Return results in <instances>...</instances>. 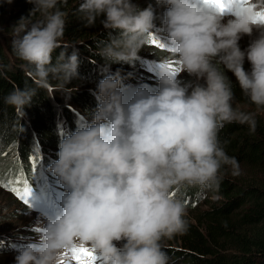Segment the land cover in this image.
Returning a JSON list of instances; mask_svg holds the SVG:
<instances>
[{"label": "clouds", "instance_id": "1", "mask_svg": "<svg viewBox=\"0 0 264 264\" xmlns=\"http://www.w3.org/2000/svg\"><path fill=\"white\" fill-rule=\"evenodd\" d=\"M29 2L35 5L32 13L43 18L15 27L12 50L40 85L51 74L64 87L79 65L76 50L62 51L63 62L52 64V53L62 46L66 13L57 8L60 0ZM156 5L165 9L158 29L151 4L144 9L133 0L79 4L86 26L103 16V27L119 33L110 32L98 49L105 60L133 64L156 29L166 34L170 58L193 79L179 80L169 58L157 64L155 90L129 91L119 71L104 75L94 93L93 120L60 141L58 159L49 166L67 190L62 206L38 224L35 242L19 247L16 264H60L67 250L80 245L94 249L99 264H168L161 242L188 228L182 192L218 189L224 165L240 175L239 162L225 152L218 133L233 122L255 132L256 120L233 107L232 82L221 66L233 73L250 103L264 109V23L254 22L264 12V0L234 4L226 23V13L203 0H156ZM254 31L258 35L241 50L240 39ZM245 58L250 71L243 67ZM34 94L16 88L5 99L25 115Z\"/></svg>", "mask_w": 264, "mask_h": 264}, {"label": "trees", "instance_id": "2", "mask_svg": "<svg viewBox=\"0 0 264 264\" xmlns=\"http://www.w3.org/2000/svg\"><path fill=\"white\" fill-rule=\"evenodd\" d=\"M81 2L60 0L57 4V8L66 13V25L62 46L52 53V64L63 62L59 60L62 51L70 55L76 50L79 60L78 75L63 87L64 81L51 74L48 83L40 85L31 77L27 62L20 60L12 50L11 35L15 27L19 23L30 27L38 21L40 13H32L35 5L29 0H12L17 11L7 15L8 2L0 0V194L10 200H13L12 195L17 198L9 190L10 186L20 187L25 179L29 187L34 183L30 167L33 161L40 166L37 159L44 157L48 168L47 160H53L48 156L59 151L60 141L81 126V119L93 120L97 107L94 93L104 75L119 71L122 86H138L148 77L144 72L154 65L155 59H166L161 55L164 48L151 45L149 35L138 53L139 59L133 64L105 60L97 54L98 49L109 40L110 32L112 36L119 33L103 27V16L97 18L94 25L86 26L82 14L77 11ZM137 6L142 9L141 5ZM164 10L155 11L156 29L161 27ZM156 29L151 35L167 43L166 35ZM221 68L232 82L233 107L255 115V132H251L247 124L235 122L226 124L219 131L220 144L239 162L240 175L233 176L231 166L224 165L218 189L202 191L189 187L182 192L186 207H192L199 194L209 198L204 199L206 206L196 214L195 221H187L186 232L178 234L168 245L162 243L169 257L168 264H264V109H257L250 103L233 73L223 65ZM180 80L187 82L185 78L180 77ZM16 88L35 92L31 103L24 108L25 115L6 103L5 98ZM64 101L74 106L73 109ZM66 126L67 130L64 129ZM14 170L21 179L13 176ZM10 172L12 175L8 179ZM189 200H192L191 204H188ZM5 242L3 240L4 246L0 245V252L3 251L1 248L18 247L15 242Z\"/></svg>", "mask_w": 264, "mask_h": 264}, {"label": "rangeland", "instance_id": "3", "mask_svg": "<svg viewBox=\"0 0 264 264\" xmlns=\"http://www.w3.org/2000/svg\"><path fill=\"white\" fill-rule=\"evenodd\" d=\"M133 3H135L136 5H141L142 9L148 7V5L151 4L154 8V11L161 9V8H164L163 6H157L156 0H133ZM6 9L8 12L7 15H9L10 13H14L17 11V6H14V3L11 2V3L7 4ZM42 18L43 17L40 14V16L37 20L39 21ZM228 18H231V13H226L225 20H224L225 23L227 22ZM15 30H14L13 34L11 35L12 36L11 38L14 37ZM1 31L2 30H0V32ZM256 35H258V33H256L254 31L252 37L243 36L239 41V46H240L241 50L246 49L250 40L252 38H254ZM3 37H4V35H3ZM3 37H1V38L4 40ZM158 37L161 38V35L158 34ZM164 50H165V52H162L161 55H163L166 58H168V57L170 58L171 54L168 51V49L164 48ZM159 61H161V60L155 59L154 62L158 63ZM169 64H170L172 69H175V68L181 69L180 65L176 62L175 59L170 58ZM243 66L247 67V69L251 68L250 63L247 61L246 58H245ZM144 73L147 74L148 77L146 79L144 78L140 82L141 85H138V86H140V87L141 86H149L152 89L153 88L155 89L158 86V80H157L156 75L149 70L145 71ZM179 73H180L178 76L179 80H180V77H181V79L185 78L187 82L193 79V77H190L186 72H182V69ZM201 83H203V81H201ZM64 103H67L70 106V108L73 109V107H72V105H70V103H68L67 101H64ZM235 108L238 110H242L241 108H239L237 106H235ZM91 121L92 120H89L88 122L91 123ZM64 129L67 130V126L64 127ZM42 153L43 152L40 153V156L42 155ZM57 153H52V155H49L50 156L49 158L52 157L54 160H57L58 159ZM39 160H41V157L39 158ZM52 162H53V160H51V163ZM30 167L34 171H36L37 174L39 173L40 166L34 165L33 163H31ZM34 171H33V173H35ZM11 172H10L9 176L7 177L8 179L12 175ZM13 176H17V178H19V179L22 178L18 174V171H15V170L13 171ZM45 181H46V178H45ZM39 195H41L43 197H47L45 194V191L41 192ZM175 195H177V193L174 192L173 196H175ZM12 196H13V200H10V198L8 196L4 197L0 194V245L2 244L1 240L6 241L7 239H12V238L17 240L18 242L26 241V244L29 242H35L38 239L37 234H36V228H37L39 223L44 222L45 217L47 215L51 214L49 212L50 206H48V202H47V206H46L45 210H40V209L36 208L35 212H34V210H32L29 206L23 205V204H25L24 202H20V200L18 198H16L14 195H12ZM205 198H209V197H207V195L202 197L199 194L198 197L196 199H194V201H193L194 205L192 207L190 205H188L187 214L185 216V219L187 221H191V222L195 221L196 214L201 209L205 208V206H206V203L204 202ZM35 201L38 205H41L43 199L42 198H40V199L35 198ZM187 202H189L188 204H191L192 200H189ZM41 208H43V207L41 206ZM177 236H178V234L173 236L171 239L163 240L161 243H166L168 245L170 242H174V240ZM121 245H122V242H117L118 247H120ZM2 252H0V264H16L15 257L18 254V252H15L13 250L4 251L7 253H4V252L2 253ZM62 260L65 262V264H73V261L71 260L70 255L67 257L64 256V258H62L61 261ZM97 264H99V261H97Z\"/></svg>", "mask_w": 264, "mask_h": 264}, {"label": "bare ground", "instance_id": "4", "mask_svg": "<svg viewBox=\"0 0 264 264\" xmlns=\"http://www.w3.org/2000/svg\"><path fill=\"white\" fill-rule=\"evenodd\" d=\"M250 2H251V0H249V3ZM157 64L158 63L154 62V65L150 66V69H149V71L153 72L155 75L157 73ZM156 77H157V75H156ZM138 87H140V86L131 85L130 87H128V90L134 91ZM85 118H87V117H85ZM89 120H91V119H89ZM89 120L81 119L80 120L81 126L86 124V123H90V122H88ZM48 157H50V156H48ZM51 159H53V158L51 157ZM37 160H39V159H37ZM53 161H55V160L53 159ZM47 162H49V166H50L51 160H47ZM39 163H40L39 173L37 174L36 171H34V170L33 171L35 173L32 172V174H33L32 182H34V183L31 185V196L29 197V203L23 204V205L29 206L35 212L36 208L40 209V210H45L46 206H47V202H48V206H50V211H49L51 213L50 215H55L60 210V208L62 206V201H63L64 196L67 194V190L60 183L58 177L55 176L50 171L49 167L48 168L46 167L44 157H41V160H39ZM30 166H31V164H30ZM45 178H46V181H45ZM43 191H45V194L47 197H43V196L39 195ZM17 198L20 200V202H23L18 196H17ZM35 198H37V199L42 198L43 199L41 205H38L36 203ZM41 206L43 208H41Z\"/></svg>", "mask_w": 264, "mask_h": 264}, {"label": "snow or ice", "instance_id": "5", "mask_svg": "<svg viewBox=\"0 0 264 264\" xmlns=\"http://www.w3.org/2000/svg\"><path fill=\"white\" fill-rule=\"evenodd\" d=\"M203 3L215 8L221 14L231 13L233 11V5H247L249 0H203ZM254 22L264 23V12H258ZM149 43L157 48H166V44L156 39L150 34ZM181 71L180 68L173 69L174 74H178ZM35 165V161H33ZM9 190L15 193L25 204L29 203V197L31 196V187H29L27 180L21 181L20 187H9ZM38 230V229H36ZM71 257L73 264H97L99 257L96 255L95 250L84 246H73L71 249L64 253V256ZM60 264H65L62 260Z\"/></svg>", "mask_w": 264, "mask_h": 264}]
</instances>
